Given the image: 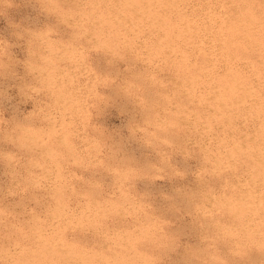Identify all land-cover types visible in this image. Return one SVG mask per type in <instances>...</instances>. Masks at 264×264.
<instances>
[{
  "label": "clouds",
  "instance_id": "clouds-1",
  "mask_svg": "<svg viewBox=\"0 0 264 264\" xmlns=\"http://www.w3.org/2000/svg\"><path fill=\"white\" fill-rule=\"evenodd\" d=\"M110 86L157 164L94 123ZM189 174L159 193L199 234L185 264H264V0H0V264H165L181 234L135 182Z\"/></svg>",
  "mask_w": 264,
  "mask_h": 264
},
{
  "label": "rangeland",
  "instance_id": "rangeland-1",
  "mask_svg": "<svg viewBox=\"0 0 264 264\" xmlns=\"http://www.w3.org/2000/svg\"><path fill=\"white\" fill-rule=\"evenodd\" d=\"M70 34L71 33L69 29L61 30V36L64 39L69 38ZM12 51L18 59H23L24 52L22 46L15 47L12 49ZM104 55L105 54L103 53L90 54V62L93 68H95L96 71L102 75L108 74L115 76L118 71L121 73V75H123L122 69L124 68L125 64L123 62H116L111 66L106 65L104 63ZM135 67L139 69L141 66L136 65ZM17 71L20 72L21 70L17 68ZM99 91L101 95L111 99L107 105H101L99 111H94V123L102 127L106 133L111 134L113 141L120 145L122 155L127 157L133 166L144 168L152 164H157L158 157L155 155L152 149L146 145H143L142 143H134L127 139L125 126L128 119L131 116H135L138 119L139 116L130 106H128L118 97L114 86L100 88ZM31 107V103L22 105L21 111L27 112L31 110ZM4 116L6 119L9 118L11 116V112L6 109ZM172 163L177 167L188 170L190 173L191 170H194L198 166L199 161L198 159L185 161L182 156L176 154L172 158ZM87 175L88 174L85 173L86 177ZM104 183L106 186L110 185L111 177L105 174ZM178 185L195 188L190 174L187 175L182 181L169 180L167 178L152 181L147 178H140L135 182L134 191L138 195L151 194L150 199L155 213L170 219L172 221V228L170 230L179 232L181 234V247L175 252L168 254V256L165 258V264H185L184 246H196L199 243V234L193 228L190 218L183 214V212L176 213L174 210H170L168 206L160 199L159 193L161 191L170 192ZM77 238L89 245L98 243L97 238L92 233L77 235ZM260 260L261 257L255 252H252L249 256V264H259Z\"/></svg>",
  "mask_w": 264,
  "mask_h": 264
}]
</instances>
